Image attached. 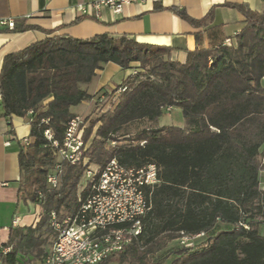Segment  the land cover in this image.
Instances as JSON below:
<instances>
[{
	"label": "trees",
	"instance_id": "obj_1",
	"mask_svg": "<svg viewBox=\"0 0 264 264\" xmlns=\"http://www.w3.org/2000/svg\"><path fill=\"white\" fill-rule=\"evenodd\" d=\"M226 7L245 17L241 32L227 38L232 47L209 28L212 48L189 53L186 64L173 62L169 48L109 34L87 40L51 37L5 58L0 74L5 116L29 123L34 140L19 155L21 191L32 203L39 192L46 201L35 227L11 233L7 246L13 248L2 257L4 264H22L20 256L35 251L43 264L49 241L42 235L54 241L58 235L51 214L63 224L90 195V185L81 190L82 165L66 166L58 189L48 185L57 155L45 133L51 131L63 144L76 118L71 109L93 99L82 86L109 63L123 70L138 63L140 72L121 85L126 91L114 110L86 128L85 142L93 139L85 157L101 169L114 158L126 168L156 164L160 183L147 190L151 210L141 237L100 264H264V236L258 230L259 219L264 221V16L244 5ZM175 12L196 28H208L215 9L202 20ZM33 29L20 24L12 31ZM171 108L182 111L185 127L151 126L133 136L127 131L140 122L154 125ZM122 138L127 144L121 145ZM182 232L205 233L206 242L183 249L177 243Z\"/></svg>",
	"mask_w": 264,
	"mask_h": 264
},
{
	"label": "crops",
	"instance_id": "obj_2",
	"mask_svg": "<svg viewBox=\"0 0 264 264\" xmlns=\"http://www.w3.org/2000/svg\"><path fill=\"white\" fill-rule=\"evenodd\" d=\"M100 1L0 0V21H14L15 25L35 28L26 32H13L6 26H0V74L8 55L56 36L80 40L104 34L127 36L140 44L169 48L173 62L186 64L189 53L212 48L214 43L210 38L209 28H215L219 37L227 39L233 38L245 27V17L226 5H244L252 12L264 16V0H170L163 5H128L120 14L113 13L105 6L97 9L95 5ZM214 9V21L208 28H196L175 12L184 11L189 17L202 20ZM198 34L199 41L196 39ZM139 68L138 63H133L128 70L113 63L103 65L92 83L82 86L83 90L93 96L92 100L82 104L94 103L92 108H96L97 103L106 99L103 94H111L117 90L126 80L140 72ZM73 108L71 112L76 117H81L74 113ZM176 110L182 113L180 109L171 108L167 112L168 116L172 118L170 112ZM159 120L154 124L155 128L168 127L161 126ZM185 125V121L184 124H173L174 127L181 128ZM30 132V125L24 119L5 116L0 101V264H4L2 257L13 248L7 246L11 233L17 229L35 227L43 214L42 207L28 201L21 191L19 155L23 150L24 139L34 142ZM17 216L20 221L14 227L13 222ZM263 225L264 221L258 226L260 234Z\"/></svg>",
	"mask_w": 264,
	"mask_h": 264
},
{
	"label": "built area",
	"instance_id": "obj_3",
	"mask_svg": "<svg viewBox=\"0 0 264 264\" xmlns=\"http://www.w3.org/2000/svg\"><path fill=\"white\" fill-rule=\"evenodd\" d=\"M166 1L170 0H101L95 7L99 9L105 6L113 13L120 14L128 5H163ZM0 26H6L9 30L16 27L14 21L6 20H1ZM224 44L232 47L233 40L227 39ZM125 91L126 88L120 86L114 100L119 101L120 95ZM88 123L81 117L70 121L62 145L54 140L51 131L45 133L59 159L47 177L48 185L52 189H58L66 166L82 165L85 168L83 179L86 184L82 185L81 190L90 185L91 193L81 202L77 213L68 217L63 224L57 222L55 213L51 214V224L58 235L52 249L44 257L43 264H100L124 251L141 237L143 220L151 210L147 190L160 183L156 164L126 168L116 158L110 160L103 169L92 164L85 157L92 140H84ZM32 143L30 139H24L23 151H27ZM261 164L264 165V149ZM260 185L264 190L262 180ZM45 201V194L39 192L35 204L42 207ZM19 221L17 216L13 222L14 227L18 226ZM245 228L248 229L247 226ZM206 239L205 233L190 236L182 232L177 243L183 249L195 250Z\"/></svg>",
	"mask_w": 264,
	"mask_h": 264
},
{
	"label": "rangeland",
	"instance_id": "obj_4",
	"mask_svg": "<svg viewBox=\"0 0 264 264\" xmlns=\"http://www.w3.org/2000/svg\"><path fill=\"white\" fill-rule=\"evenodd\" d=\"M142 79H144V78H142ZM119 88L120 87H118L117 90ZM117 90H115L114 92H111V94L110 93H107L105 95L103 94V96L106 99L104 100V102L97 103L96 108H94V107L92 108L94 103H92L91 105L82 104V105H79V106L73 108L74 113L80 115L81 118L86 119L89 122L88 123V126H89L90 122L96 121L104 113H107L109 111L114 110L115 106L118 103V101L114 100V95H115V93H117ZM108 97H110V98H108ZM168 111H170V110H168ZM170 113L172 114V118H170L168 116V113H165L161 117V119L159 120L161 126H173V124H175L176 122L178 124L179 123L184 124L185 119H184L182 113L178 112L177 110L175 112H170ZM151 126H153L154 128L156 127V126H154V125H152L146 121L140 122V123L132 125L127 131L133 136L137 132L144 130V129H147V128H150ZM95 129H97V128H95ZM95 129H94L93 135H95V131H96ZM92 139H93V137H92ZM124 139L125 138H122V141L120 142L121 145L127 144V142H126L127 140H124ZM114 145H116V144L115 143L111 144V146L109 148L111 149V147H114ZM54 157H56L55 162H58L59 161L58 157L57 156H54ZM260 161H261V159H260ZM47 168H49V169L52 168L51 163H49L47 165ZM261 175H262V183H264V165L263 164H261ZM81 184L85 185L86 180L82 179ZM259 221L262 222L263 220L259 219ZM261 234L264 235V225L261 227ZM42 238L49 241V244H47L45 247V251H48V249H50L53 246L52 244L54 243V239L48 237V235L46 233H44L42 235ZM14 247H16V243L14 244ZM36 254H37V251H35L33 253V255H30V256H20L21 263L22 264H41V260L38 257L36 258V256H35Z\"/></svg>",
	"mask_w": 264,
	"mask_h": 264
}]
</instances>
